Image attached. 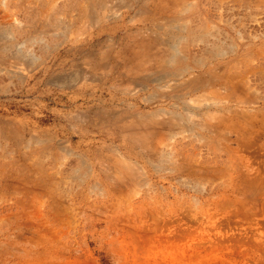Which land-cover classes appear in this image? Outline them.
Here are the masks:
<instances>
[{
  "label": "rangeland",
  "instance_id": "1",
  "mask_svg": "<svg viewBox=\"0 0 264 264\" xmlns=\"http://www.w3.org/2000/svg\"><path fill=\"white\" fill-rule=\"evenodd\" d=\"M0 264H264V0H0Z\"/></svg>",
  "mask_w": 264,
  "mask_h": 264
},
{
  "label": "bare ground",
  "instance_id": "2",
  "mask_svg": "<svg viewBox=\"0 0 264 264\" xmlns=\"http://www.w3.org/2000/svg\"><path fill=\"white\" fill-rule=\"evenodd\" d=\"M184 27H186V26H184ZM184 29V28H183ZM178 48V47H177ZM174 49V48H173ZM176 49V48H175ZM176 51V50H175ZM178 51V50H177ZM179 54V53H178ZM176 58V57H175ZM175 58H174V60L173 61H175ZM176 63V62H175Z\"/></svg>",
  "mask_w": 264,
  "mask_h": 264
}]
</instances>
